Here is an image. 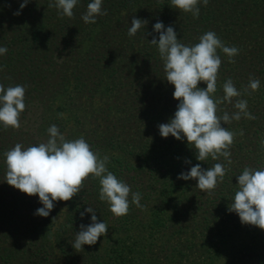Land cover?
I'll return each instance as SVG.
<instances>
[{"label": "trees", "instance_id": "16d2710c", "mask_svg": "<svg viewBox=\"0 0 264 264\" xmlns=\"http://www.w3.org/2000/svg\"><path fill=\"white\" fill-rule=\"evenodd\" d=\"M22 2L0 0V47L8 49L0 55V84L26 88L20 128L0 126V264H264V230L228 210L243 169H264V0H209L199 5V18L170 0H103L107 15L95 24L81 19L92 0H79L73 18L58 16L49 0H30L14 15ZM133 17L148 23L129 37ZM157 22L174 27L186 45L213 31L239 49L234 63L218 50L216 97L229 78L242 92L251 77L260 80L257 91L233 98V104L247 100L256 118L222 125L237 133L231 165L223 158L198 161L186 138L160 135L159 125L174 117L179 102L150 44L159 40ZM219 108L218 115L236 111L227 103ZM51 125L66 140L83 137L107 155L108 171L141 193L143 207L130 203L126 216L115 217L90 176L70 201L54 202L48 217L36 215L39 197L6 183L4 153L17 143L46 142ZM215 163L229 171L212 194L201 192L196 180L177 179L197 164L207 170ZM87 207L108 230L77 253L72 244L80 225L91 223Z\"/></svg>", "mask_w": 264, "mask_h": 264}, {"label": "clouds", "instance_id": "9594fccd", "mask_svg": "<svg viewBox=\"0 0 264 264\" xmlns=\"http://www.w3.org/2000/svg\"><path fill=\"white\" fill-rule=\"evenodd\" d=\"M29 2L30 0H23L20 10L14 15H20ZM78 2L79 0H49L48 7L56 8L61 18H73V10ZM170 2L171 6L180 12L199 18V5L202 3L207 6L209 0ZM102 3L103 0H92L88 3L87 11L81 17L85 24H95L98 16L107 15L106 10H102ZM147 23L146 20L133 17L128 36H135ZM154 31L159 33V40L157 42L153 37L150 44L157 47L163 61L165 80L174 86L173 97L179 102L174 117L168 123L159 125L160 135L163 138L172 136L178 141L186 138L189 146L195 150L198 161H205L209 157L213 161L223 158L231 165L230 148L237 133L222 125L239 121L242 117L256 118L247 110V100L237 99L233 104V98L257 91L260 88V80L251 77L242 92L229 78L223 83V96L216 97L214 94L217 92L218 74L222 63L218 50L228 57L229 63H234L233 58L239 54V49L226 46L213 31L201 35L199 42L194 45L182 43L177 38L174 27L168 26L165 29L162 22L154 25ZM7 51L6 47H0V55L6 54ZM200 83L206 84V89L198 87ZM25 91L23 85L5 88L0 84V126L3 128H20V116L26 107ZM225 103L232 104L236 111L231 114L224 111L222 115H218L221 111L219 106ZM47 132L46 142L26 148L17 143L4 153L6 183L28 196L39 197L43 207L37 209L36 215L48 217L54 202L70 201L81 191L90 176L99 180V199L107 202L115 217L126 216L130 203L138 208L143 207L140 203L141 193L132 192L127 183L108 171L107 155L101 157L98 152H94L83 137L66 140L56 125H51ZM243 134L241 130L239 135ZM227 171L229 169L223 163H215L207 170L197 164L191 167L190 171L182 172L177 179L196 180L197 188L201 192L212 194L218 183L223 181ZM236 178L237 191L228 210L235 212L242 224L264 230V169L246 167ZM85 211L91 213V223L87 226L80 225V231L72 244L77 253L83 251L84 245H95L108 230L105 222L97 221L96 211L92 207H87ZM84 215L82 212L81 218Z\"/></svg>", "mask_w": 264, "mask_h": 264}, {"label": "rangeland", "instance_id": "374dc122", "mask_svg": "<svg viewBox=\"0 0 264 264\" xmlns=\"http://www.w3.org/2000/svg\"><path fill=\"white\" fill-rule=\"evenodd\" d=\"M57 220H58V223H59L61 221V218L59 217Z\"/></svg>", "mask_w": 264, "mask_h": 264}]
</instances>
